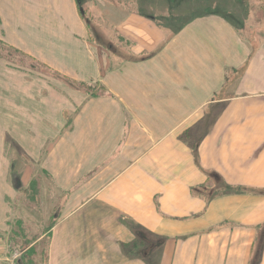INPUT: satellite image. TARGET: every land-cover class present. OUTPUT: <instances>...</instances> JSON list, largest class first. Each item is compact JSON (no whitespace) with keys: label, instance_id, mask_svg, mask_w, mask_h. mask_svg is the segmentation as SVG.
Here are the masks:
<instances>
[{"label":"crops","instance_id":"1","mask_svg":"<svg viewBox=\"0 0 264 264\" xmlns=\"http://www.w3.org/2000/svg\"><path fill=\"white\" fill-rule=\"evenodd\" d=\"M133 3L0 0L18 53L0 58L4 257L264 264V18L245 6L172 35ZM91 7L116 37L94 38ZM20 224L36 239L12 241Z\"/></svg>","mask_w":264,"mask_h":264},{"label":"rangeland","instance_id":"2","mask_svg":"<svg viewBox=\"0 0 264 264\" xmlns=\"http://www.w3.org/2000/svg\"><path fill=\"white\" fill-rule=\"evenodd\" d=\"M118 1H120L122 6H124L125 3H128L130 0H118ZM131 1L134 2L133 6L135 8H133V11H137V7L139 6V11H143L142 13H147L148 15H153L156 19H158V23L162 25V27H165L167 33L170 32L172 33V35H174L175 32L183 28V26L186 25L189 20H192L194 17L204 16L205 14H217L219 16L223 15L227 17L229 20H232L234 24H236V20L238 19L234 13L240 12V14H242L241 8L244 9L249 0H243L244 4L241 3V0H131ZM140 6H142V8ZM90 9L93 10L89 14L86 12H83L82 14L84 15V18L88 23V25L92 26V29L90 30L94 38L97 36V32H95L96 28L99 30V34L105 36L106 38L110 37V35L116 37V35L114 34V29L112 28V26H110L111 24L108 23L107 14L97 12L96 9L92 7ZM244 10H246V8ZM247 11L249 12V14L254 16L253 19L256 21V23L260 24V19L263 20L264 18V12L259 9L258 11L252 9H248ZM256 12L258 13L255 16L254 13ZM261 24H264V21H261ZM94 42L98 43L96 40ZM8 53L10 54L3 52V56L0 58H8L11 62H13L15 58L17 59L18 53L14 54L13 51H10ZM13 54L15 56H13ZM28 67L31 68L33 66H28ZM229 223L231 224L232 222ZM42 224L45 225L44 222ZM43 229L44 228L40 227L39 225V228L37 229V233L43 232ZM258 229L264 231V225H262ZM182 233L183 230L180 232V234L178 233L177 236L166 237L164 239H166V241L170 239H174L175 241H178L180 239L182 240L186 238V235H181ZM33 237L34 236H29V239L33 240ZM150 237L153 238L152 236ZM155 239L157 238H154V240ZM258 239L263 241L264 236L259 237ZM149 240L151 239L149 238ZM22 243H25V241H22ZM45 244H46V240H44L41 243V246H44ZM149 244L151 245L152 243L149 242ZM155 248L156 247L153 248L150 247L149 249V256L151 258V262H153L154 264H156L159 258L164 255L161 252L157 254L155 252ZM152 249L154 251H152ZM257 251L258 250L256 249L254 253V257ZM40 257H43V261H44V253H39L38 259H40Z\"/></svg>","mask_w":264,"mask_h":264},{"label":"trees","instance_id":"3","mask_svg":"<svg viewBox=\"0 0 264 264\" xmlns=\"http://www.w3.org/2000/svg\"><path fill=\"white\" fill-rule=\"evenodd\" d=\"M241 3L244 4V1L241 0ZM248 3L247 4L245 3V4H246V6L249 9H252V10H255V11H258V9H259V10H261V11L264 12V0H249ZM257 13L258 12L254 13L255 16L257 15ZM3 52L8 53L7 50H6V47L0 41V57L3 56ZM20 226H21V224L18 225V226H16L19 229L12 230L11 240L12 241H16V239H17L16 236H19L20 235L23 238L27 239V241L30 243L32 241V239H29V238L26 237V235L24 233V230L20 229ZM35 239L36 238H34V240ZM39 253H44V249L43 248H38V249L36 248V249L30 250L29 252L26 253V259H27V261H25L24 259L23 260L21 259V263L22 264H43V263L45 264V253H44V261H43V257H40V259H38V254Z\"/></svg>","mask_w":264,"mask_h":264},{"label":"built area","instance_id":"4","mask_svg":"<svg viewBox=\"0 0 264 264\" xmlns=\"http://www.w3.org/2000/svg\"><path fill=\"white\" fill-rule=\"evenodd\" d=\"M5 251H7L6 246L3 244L0 239V264L3 262H7L8 264H22L20 262L21 253L20 252H12L10 256L4 257Z\"/></svg>","mask_w":264,"mask_h":264}]
</instances>
